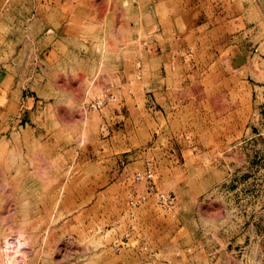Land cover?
<instances>
[{"label": "rangeland", "instance_id": "1", "mask_svg": "<svg viewBox=\"0 0 264 264\" xmlns=\"http://www.w3.org/2000/svg\"><path fill=\"white\" fill-rule=\"evenodd\" d=\"M0 264H264V0H0Z\"/></svg>", "mask_w": 264, "mask_h": 264}, {"label": "built area", "instance_id": "2", "mask_svg": "<svg viewBox=\"0 0 264 264\" xmlns=\"http://www.w3.org/2000/svg\"><path fill=\"white\" fill-rule=\"evenodd\" d=\"M151 177H152V172H151L150 169H147V170H146L145 172H143V173H141V172H137V173H136V176H135L136 179L151 178ZM140 200L143 201L144 199L141 198ZM130 203H131V204H135L136 202H135V200L131 199V200H130Z\"/></svg>", "mask_w": 264, "mask_h": 264}]
</instances>
